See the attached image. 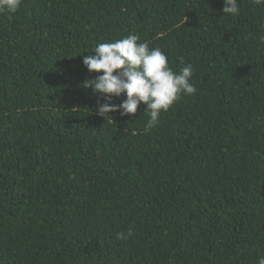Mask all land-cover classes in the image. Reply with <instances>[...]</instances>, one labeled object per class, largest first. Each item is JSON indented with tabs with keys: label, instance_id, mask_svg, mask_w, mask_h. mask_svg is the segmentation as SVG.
<instances>
[{
	"label": "trees",
	"instance_id": "1",
	"mask_svg": "<svg viewBox=\"0 0 264 264\" xmlns=\"http://www.w3.org/2000/svg\"><path fill=\"white\" fill-rule=\"evenodd\" d=\"M223 7L22 0L0 14V264H258L264 7ZM129 34L194 67L196 93L147 132L146 105L104 119L82 85L97 75L83 57Z\"/></svg>",
	"mask_w": 264,
	"mask_h": 264
},
{
	"label": "clouds",
	"instance_id": "2",
	"mask_svg": "<svg viewBox=\"0 0 264 264\" xmlns=\"http://www.w3.org/2000/svg\"><path fill=\"white\" fill-rule=\"evenodd\" d=\"M22 0H0V14L15 13ZM254 6L264 7V0H251ZM223 16H238L240 0H223ZM264 39V38H262ZM94 55L83 57V64L89 73H97L82 85L98 94L97 115L111 117L119 112L121 117L135 115L138 106L146 105L145 113L150 117L144 131L156 127L162 113H166L182 96L194 95L197 91L191 82L194 67L178 57V70L169 66L168 57L159 47H150L149 42H140L138 35L113 42L97 44L91 51ZM102 73V74H99ZM124 97L121 103H113V98ZM129 231L117 233V239L127 240ZM258 264H264L260 257Z\"/></svg>",
	"mask_w": 264,
	"mask_h": 264
}]
</instances>
